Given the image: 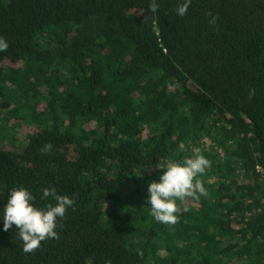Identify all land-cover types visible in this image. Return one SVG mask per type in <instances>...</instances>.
<instances>
[{"label": "trees", "instance_id": "trees-1", "mask_svg": "<svg viewBox=\"0 0 264 264\" xmlns=\"http://www.w3.org/2000/svg\"><path fill=\"white\" fill-rule=\"evenodd\" d=\"M181 3L0 0V218L13 188L74 199L31 253L0 221V264H264V0ZM197 155L205 193L155 220Z\"/></svg>", "mask_w": 264, "mask_h": 264}, {"label": "clouds", "instance_id": "clouds-1", "mask_svg": "<svg viewBox=\"0 0 264 264\" xmlns=\"http://www.w3.org/2000/svg\"><path fill=\"white\" fill-rule=\"evenodd\" d=\"M191 4V0H183V3L175 9L176 14L184 16ZM155 11V5L152 6ZM7 41L0 37V51L8 48ZM51 148V145H46ZM209 164L204 155L195 158H187L183 162H173L159 176L153 180L147 188L146 203L150 206L151 215L161 223L174 224L177 220V200L193 196L198 191L204 194L206 189L201 181L196 179L198 174L205 172ZM52 196L54 204L39 207L34 203L35 197L26 187H18L10 190L7 203L3 205V215L0 221L3 229H18V235L23 242V251L31 253L41 246L46 239L58 238L55 230L58 220L63 218L66 210L74 204V199L67 195H57L55 190L44 189L41 199Z\"/></svg>", "mask_w": 264, "mask_h": 264}]
</instances>
